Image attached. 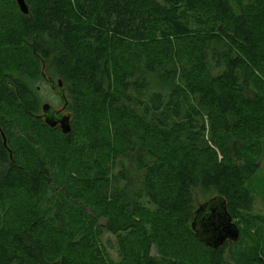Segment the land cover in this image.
Returning a JSON list of instances; mask_svg holds the SVG:
<instances>
[{
    "label": "trees",
    "instance_id": "1",
    "mask_svg": "<svg viewBox=\"0 0 264 264\" xmlns=\"http://www.w3.org/2000/svg\"><path fill=\"white\" fill-rule=\"evenodd\" d=\"M24 1L0 0V264H264V0ZM211 208L238 241L205 243Z\"/></svg>",
    "mask_w": 264,
    "mask_h": 264
},
{
    "label": "water",
    "instance_id": "2",
    "mask_svg": "<svg viewBox=\"0 0 264 264\" xmlns=\"http://www.w3.org/2000/svg\"><path fill=\"white\" fill-rule=\"evenodd\" d=\"M16 3L23 14L28 13V7L24 0H16ZM57 86L58 88L62 87V84L59 80L57 81ZM61 98H63L62 95ZM42 111L45 114L44 121L47 125L52 128L59 125L63 134H68L70 132L68 117L59 118L57 117L58 113L57 116H54L52 107L48 104H44L42 106ZM210 211L211 215L207 218L206 223L203 224V227H209L208 231L204 232L205 236L203 239L205 240V243L209 247L216 249L222 246L225 242L233 243L238 241L240 237L239 228L232 221V218L227 214L225 208H223L221 211H219L217 208H211Z\"/></svg>",
    "mask_w": 264,
    "mask_h": 264
},
{
    "label": "rangeland",
    "instance_id": "3",
    "mask_svg": "<svg viewBox=\"0 0 264 264\" xmlns=\"http://www.w3.org/2000/svg\"><path fill=\"white\" fill-rule=\"evenodd\" d=\"M2 4L3 3H0L1 6ZM38 86L40 87L39 95L44 100V103H48L56 110H61L62 106L60 104L59 96L53 90H51L50 85L43 80L38 83ZM63 114H66V112L63 111ZM122 123L123 122L120 121H112V124L110 125L113 139L120 142L126 140L125 138L128 137L133 130H135V126L131 124L124 125ZM127 163L130 164L129 162ZM260 165L261 166L258 172H256L252 179L249 181V189L254 196L253 214L264 217V156L260 160ZM257 237L262 239L264 238V228H261L259 230V233H257ZM113 256L115 259L117 258L115 253L113 254ZM69 257L76 261L84 262L86 261L87 253L86 251L74 250L73 253H70ZM118 260L119 259H116L115 261L117 262ZM133 260L134 259L132 257L128 264H130Z\"/></svg>",
    "mask_w": 264,
    "mask_h": 264
},
{
    "label": "flooded vegetation",
    "instance_id": "4",
    "mask_svg": "<svg viewBox=\"0 0 264 264\" xmlns=\"http://www.w3.org/2000/svg\"><path fill=\"white\" fill-rule=\"evenodd\" d=\"M53 113H54V116L55 115H57V113L58 112H56V111H53ZM41 116H42V118L45 120V114H44V112H41ZM59 126V125H58ZM4 142V141H3ZM5 145V144H4Z\"/></svg>",
    "mask_w": 264,
    "mask_h": 264
},
{
    "label": "bare ground",
    "instance_id": "5",
    "mask_svg": "<svg viewBox=\"0 0 264 264\" xmlns=\"http://www.w3.org/2000/svg\"><path fill=\"white\" fill-rule=\"evenodd\" d=\"M4 14V13H3ZM1 18V17H0ZM7 18V17H6ZM9 20V19H8ZM10 20H11V18H10ZM4 23V22H3ZM43 112V111H42ZM64 116V115H63ZM59 127V126H58Z\"/></svg>",
    "mask_w": 264,
    "mask_h": 264
}]
</instances>
